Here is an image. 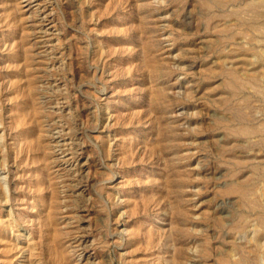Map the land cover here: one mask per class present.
Here are the masks:
<instances>
[{
    "label": "rangeland",
    "instance_id": "1",
    "mask_svg": "<svg viewBox=\"0 0 264 264\" xmlns=\"http://www.w3.org/2000/svg\"><path fill=\"white\" fill-rule=\"evenodd\" d=\"M0 264H264V0H0Z\"/></svg>",
    "mask_w": 264,
    "mask_h": 264
}]
</instances>
